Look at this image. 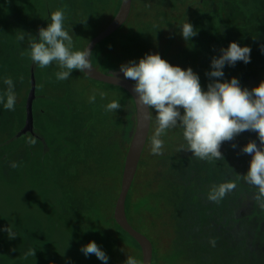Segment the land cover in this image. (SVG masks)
I'll list each match as a JSON object with an SVG mask.
<instances>
[{
	"label": "rangeland",
	"instance_id": "obj_1",
	"mask_svg": "<svg viewBox=\"0 0 264 264\" xmlns=\"http://www.w3.org/2000/svg\"><path fill=\"white\" fill-rule=\"evenodd\" d=\"M208 1L214 3L213 0ZM243 2L250 6L251 0H243ZM255 2L264 5V0H255ZM0 16H2L0 46L4 45V39H9L17 60L20 56L19 52L26 51V35L24 34V40L19 39L20 31L26 30V0H0ZM213 17L216 20L215 16ZM45 23L46 21L41 20L39 25L43 26ZM228 31L231 32L232 29H227ZM233 37L236 39L235 36ZM262 37V40L259 38V46L264 47V35ZM229 43L221 42L215 49L217 53L214 57H218L220 50L227 48ZM87 45L88 43L84 48ZM249 47L251 54L255 53L253 45ZM253 56L251 55V62L246 65L237 62L234 67L225 66L223 69L225 79L236 77L241 86L249 90L257 87L261 81H264V62L260 57ZM212 58L211 56L210 59ZM186 59H190V53L186 54ZM2 61L0 60V64ZM31 65L32 71L36 72V64L32 62ZM208 68H194L195 73L203 77L200 83L204 90L211 83L210 78L205 75L211 70L210 67ZM119 91L124 96H128L126 91L122 89ZM93 117L101 118L98 114ZM38 123L36 121V124ZM156 128L153 112L151 137L143 153L130 199L132 223L134 228L151 242L153 264H264V207L261 206L264 200L257 199L259 190L244 179L243 174L248 170L251 157L240 154V149L249 141H256L259 145L258 135L252 131L243 132L232 141L221 145V158L201 160L186 150L181 129L178 127L168 130L161 137L163 147L160 154L154 155L151 141ZM35 133L36 137H33L43 144L37 126ZM57 134L60 145L68 146V143H72L68 131L59 130ZM27 140L28 138H26L28 143ZM232 144L238 147L233 149ZM25 152L26 163L29 162L25 164V169L21 167L23 171H20L19 176L17 177L15 171H12L9 176L10 181L7 183L0 177V229L11 225L15 234L14 239H9L6 232L0 231V258L14 261V264H77L78 260H81L80 254L77 253L78 250L71 248L69 242L71 237L66 235L64 229L66 221L56 213L63 206L59 204L56 196L55 168L48 164L50 156L47 158L43 151L33 149L22 150L19 156H24ZM18 159L21 160L22 157ZM39 163H41L39 176L40 174L43 176L44 173L52 175L49 179L45 178L46 181L37 176ZM81 174L85 175V172ZM89 177L88 175L83 179L84 182ZM2 182L7 184L8 188L1 187ZM121 182L120 186L119 183L116 184L118 190L114 194L110 193L108 197L105 196L104 199L107 197V201L113 203L116 198L117 202ZM226 183H232L235 187L219 202L211 201L210 193ZM111 184L112 180L110 189ZM81 186H83L82 181L80 183L78 181L71 188V191L75 189L80 198L83 194ZM102 202V198L97 199L96 195L92 197V206L86 217L84 216L87 219H84L86 224H95L99 207L104 206ZM116 202L114 208L106 210L109 216L102 218L104 223L106 219L111 220V224L112 220L115 221ZM71 219L74 222L80 220L76 214H73ZM78 226L79 223L76 227ZM103 230L106 232V237L110 236L111 240L116 238L115 230L110 232L107 226ZM59 232L63 233L59 234ZM50 241L51 244L45 247ZM126 241L127 244L119 242L116 259L119 258L124 264L127 255H130L136 258L138 264H143L140 245L133 238H127ZM56 244H63L62 247L65 248H62V253H58L53 259L50 256L49 262L46 263L45 255L57 252ZM84 245L86 244H82L81 247ZM30 250L35 251V256H26ZM89 256L93 257V254ZM3 262L0 260V264Z\"/></svg>",
	"mask_w": 264,
	"mask_h": 264
},
{
	"label": "crops",
	"instance_id": "obj_2",
	"mask_svg": "<svg viewBox=\"0 0 264 264\" xmlns=\"http://www.w3.org/2000/svg\"><path fill=\"white\" fill-rule=\"evenodd\" d=\"M118 1L107 0L106 3H101L102 0H79L78 7L71 11L72 16L79 18L84 15L85 21L89 17V11H92L96 18L98 16V25L89 30L91 23L84 25L86 28H77L72 20H65L66 28L70 34L71 32L73 34L76 50H84V44L92 41L111 23L115 18L113 16ZM83 2H87L85 7H83ZM217 2L211 3L208 0H132V9L127 23L118 33L116 32V35H112V38H108V41L105 40L103 45L96 47L93 51V66L102 73L109 75L114 73L117 77L123 78V74L119 71L120 66L129 61H138L145 54L159 53L162 59L180 67H185L184 62L180 60L175 62L178 57L174 55H176V50H180L179 48L182 46L189 53L199 52L201 56L205 57L206 26L204 27V23H206L207 17L212 18V11H217V6L218 13L222 14L221 5ZM30 6L31 4L26 5V30L24 31L26 51L19 52L20 56L16 60L15 51L9 39H4V45L0 46V60H3L0 64V96H5L7 92V85L3 81L9 77L14 82L16 95L13 111L5 110L0 105V177L6 183L10 181L9 176L12 171H15L18 177L22 168L29 162L26 163V152L24 156H19L22 150L43 151L39 141L29 135L18 137L26 124V105L32 84V61L28 56L30 36L38 37V30L41 28L32 27L40 19V16L34 18V24L31 23L28 18ZM176 7L177 10H174ZM210 8L213 10L208 12ZM164 11L169 17L167 22L163 19L162 12ZM186 21L193 25L198 34L191 41H179L178 39H182L181 26ZM169 31L173 34L177 33L176 38L171 39L165 35ZM171 40L176 41L174 46ZM166 41H171L169 47L164 45ZM146 44L149 46L145 47ZM168 48L170 49L169 55ZM42 71H44V77L41 79H37L36 72H34L37 96L33 104L34 126L39 127L40 136L47 138L50 146L55 147L51 155L55 164L56 196L61 204L68 198L67 194L70 191L68 188L75 184L73 177L78 179L80 175L72 173L73 167L86 166L88 162H97L99 165L103 164L108 168L116 169L115 176L119 177L121 169L124 170L129 146L135 133L136 109L132 97L130 99L128 96H124L116 87L115 89H106L95 85L83 72L73 70L72 74L75 73L76 80L71 74L67 80L59 81L56 79L55 73L60 69L55 64L43 68ZM92 95L96 97L94 103L89 102V97ZM46 98L54 102L47 101ZM64 99H66V103H58ZM114 100L120 102L121 108L116 111H106L105 106ZM96 114L101 118H94L93 116ZM36 121L39 123L36 124ZM59 130L68 131L72 141V143H68L71 147V154L66 158V161L64 159L60 161L63 157L62 148L66 145L62 146L57 142L58 134L56 132ZM26 138L29 140L28 143ZM13 141L16 142V145L15 142L12 143ZM18 157H22V159L19 160ZM23 159L25 161H22ZM40 164L37 176L46 181L41 174L39 176ZM85 177L83 175V179H86ZM45 196L47 197V195ZM53 209L51 210L54 212ZM56 213L62 219H70L73 214L77 215L78 211L76 208L63 206Z\"/></svg>",
	"mask_w": 264,
	"mask_h": 264
},
{
	"label": "clouds",
	"instance_id": "obj_3",
	"mask_svg": "<svg viewBox=\"0 0 264 264\" xmlns=\"http://www.w3.org/2000/svg\"><path fill=\"white\" fill-rule=\"evenodd\" d=\"M20 32L19 39L24 40V32ZM197 34L191 23L186 21L181 26L180 35L185 41ZM30 37V60L42 69L55 64L60 69L55 73L57 80H67L73 70H90L92 53L88 46L85 50L75 49L73 34L65 26L63 10L51 12L50 22L39 28L38 37ZM261 53L264 54V47ZM250 54V47H241L237 42H230L227 48H222L220 55L212 58L211 70L205 73L211 80L206 90L202 89L200 77L192 68L174 66L159 53L145 54L138 61L122 64L119 71L124 79L134 82L132 91L139 104L146 106L151 114L155 113L157 128L151 141L154 155L160 154L163 147L161 137L177 127L181 129L186 150L201 160L221 158L220 148L224 142L232 141L246 131L255 132L259 145L256 141H249L240 149V154L251 157L244 179L259 190L257 199L264 200V81L249 90L242 87L236 77L225 79L223 71L225 66L234 67L237 62L250 63ZM113 75L116 78V74ZM3 82L7 85V92L0 96V105L13 111L16 103L14 82L10 77ZM95 99L92 95L89 102L94 103ZM120 108L118 100L105 106L106 111ZM237 147L232 144L233 149ZM234 187L232 183L222 184L210 193L209 199L219 202ZM0 231L6 232L9 239L15 238L11 225ZM79 251L85 258L94 254L102 264H108V255L95 241L88 242ZM27 255L35 256V251L30 250ZM124 264L138 262L135 257L127 255Z\"/></svg>",
	"mask_w": 264,
	"mask_h": 264
},
{
	"label": "trees",
	"instance_id": "obj_4",
	"mask_svg": "<svg viewBox=\"0 0 264 264\" xmlns=\"http://www.w3.org/2000/svg\"><path fill=\"white\" fill-rule=\"evenodd\" d=\"M31 1V3H30ZM38 1V2H37ZM215 1V0H214ZM78 2L79 0H26V5L28 6V4H31L30 6V11H29V15L28 18L30 20L31 23L34 24V18H37V16H40V19L37 20L35 22L34 25H32L33 28H39V27H46L47 23L49 22V15L51 12L56 11L57 9L63 10L65 13V20H72L73 23L76 24L77 28L80 27H85L84 25H86L87 23H91V26H89V30L97 27L98 25V16L97 18L92 14V11H89V17L87 19H85L84 21V15L79 17V18H74L72 16V9L78 7ZM107 0H102L101 3H106ZM87 2H83V7H85ZM89 3V1H88ZM122 4V0H119L117 3V8L115 10V14L113 17H115L117 15V13L120 10ZM218 4L221 5V10H222V14H219L216 11H212V9H208V12L212 11L213 16H215L216 20H214L213 16L212 18L207 17L206 23H204V27L206 29V41H205V47H204V52H205V57L201 56L199 52L197 53H190V59H186V54L189 53L188 51H185L186 49H183L182 47H180V50H176L174 56H177L178 58L180 56H182L180 59L176 58V61H183L185 67H181L182 69H187V68H192L193 71L195 72L194 68H204V69H209L208 67H210V63H211V56L214 57V55L217 53L216 47L221 44V42H236L241 46H252L254 47L255 53L250 54L252 55V57H254L253 55H256L257 57H260V59L264 62V54L261 53V48L262 46H259V41L262 40V36L264 35V5H260L257 2H255V0H251L250 6L248 4L245 5V3L243 2V0H218ZM174 10H177V7L174 8ZM207 11V10H206ZM167 13L166 11L162 12L163 15V19L165 22H167ZM221 15V16H220ZM46 16V18L43 19V17ZM2 16H0V20H1ZM222 19H224L225 21H223ZM43 20L46 21L45 24H43V26H40V21ZM169 21V20H168ZM42 23V22H41ZM93 24V25H92ZM173 27V26H170ZM86 28V27H85ZM227 29H232V31H228ZM119 32V31H118ZM117 32V33H118ZM117 33H115L114 35H116ZM113 35V36H114ZM168 35L171 39L176 38L177 33L173 34L171 31L168 32ZM112 36V37H113ZM235 36L236 39L233 37ZM110 37V38H112ZM262 37V38H261ZM109 38V39H110ZM167 38V36H166ZM260 38V40H259ZM179 41L184 40L182 39H178ZM108 41V40H106ZM106 41L102 42L101 44H99L97 47L103 45ZM173 43V46L175 45L176 41L171 40ZM171 41H166L164 42V45L166 47H169V44L171 43ZM174 41V42H173ZM191 41V40H190ZM187 42V41H185ZM198 42V41H196ZM195 42V43H196ZM89 43V42H87ZM85 43L84 46L87 44ZM149 46L148 44L145 45ZM172 46V47H173ZM198 46V44H197ZM169 49V48H168ZM171 49V47H170ZM170 49L167 51L168 55L170 52ZM258 50V52H257ZM166 52V53H167ZM32 63V62H31ZM175 64V63H174ZM30 67V66H29ZM36 78L37 79H41L42 77H44V71H42V69L36 65ZM74 80L77 79L75 73L72 74ZM203 77H200V79ZM92 83H94L95 85H98L100 87L106 88V89H115V87L106 85V84H102V83H97L94 82L92 80H90ZM117 89H121V88H117ZM123 90V89H122ZM124 91V90H123ZM127 93V92H126ZM128 97L131 99V96L127 93ZM47 101L50 102H54L53 100L46 98ZM59 104H64L66 103V99L59 101ZM57 134V132H56ZM29 137L34 138L33 136L29 135ZM53 138L55 136H52ZM52 137L51 140H52ZM150 137H151V133H150ZM40 138H42L43 140V144L41 143V141L37 140L34 138V140L39 141L40 144H42V148H43V152L46 154V157L48 158V156H50L48 158V164L52 165L53 167H55L54 164V160L52 159V155L51 153L55 150V147H51L47 138L40 136ZM150 139V138H149ZM57 142H58V138H57ZM63 146V145H62ZM63 157H61V160L66 161V158L71 154V147L68 146H64L63 148ZM85 163V162H84ZM25 169V167H24ZM54 169V168H52ZM123 169V168H122ZM121 169L120 171V175L119 177L116 178L115 173H116V169L114 168H108L106 167V165L103 164H98L97 162H88L86 163V166H77V167H73L71 169L73 174H80L77 178L73 179L75 180V184L80 183V181H82L83 186V194H81V198L78 196L79 194L75 191V189L73 191H71V188L74 187V185L72 187H69L68 190L69 193L67 194V199H65L66 201H62V206H66V208H76V210L78 211L77 213V217L80 218L79 222H74L73 219H65L66 224H65V230H66V235H68L69 237H71V239H69L71 242V248L73 250H78L77 253L80 254V258L81 260H78L77 264H102V262L100 260H98L95 255L93 254V257H88L85 258V256L79 251V249L81 248L82 244H87L90 241H95L97 243L98 246H100L102 248L103 251H105V253L107 255H109V260H108V264H122V260H120L119 258H117V252L119 250V242H121L122 244H127L126 240L127 238L132 239L127 233H125L117 224L115 221L112 220V224L110 223V221H108V219H106L105 223L103 222L102 218L108 217V213L107 211H109V208H114V203L116 202V198L114 200V202L112 203V201H107V197L110 195V193L114 194L118 189L116 188V184H118V186H120V182H121V177H122V173L123 170ZM23 171V169H22ZM82 172H85L84 177L87 175H89L90 177L86 180V182H84L83 180V175L81 174ZM50 174L46 175L44 173L43 177L49 179L50 178ZM86 178V177H85ZM136 179L137 176L135 178V181L133 183V186L129 192L128 198H127V202H126V215L127 218L130 222L131 225H133L132 227L134 228V224L133 222V217H132V213H131V204H130V199L132 196V192L136 183ZM112 180V186L111 189L109 188L110 182ZM6 183V182H5ZM5 183H1V187H5L8 188V185ZM120 190V187H118ZM97 197V199H103L102 204L104 205L102 208L99 207V213H98V217L97 220L95 221V224H86L85 220H87L85 217L86 213L88 212V210L90 209V207L92 206V197L95 196ZM107 196L105 199L104 197ZM64 200V199H63ZM107 201V202H106ZM106 202V203H105ZM57 204V203H56ZM107 210V211H106ZM85 216V217H84ZM85 219V220H84ZM77 223H79V226L76 227ZM109 229L110 228V232H113L114 230L117 232V235L115 234L114 237H116L115 239L111 240L112 238L106 237V232H104V227H106ZM135 229V228H134ZM68 231V232H67ZM114 231V232H115ZM63 232H59V234H62ZM107 238V239H106ZM86 242V243H85ZM51 244V241L48 242L46 245ZM63 245V244H62ZM62 245L60 244H56L55 245V249L57 252H52V253H48L46 256V260L45 262L48 263L50 258L52 257V259L54 258V256H57L58 253H62ZM64 246V245H63ZM51 256V257H50ZM84 256V257H82ZM1 261H4L3 264L8 263V264H14V261L11 260H5L3 258H0ZM56 261V259H54ZM153 264V262H152Z\"/></svg>",
	"mask_w": 264,
	"mask_h": 264
},
{
	"label": "water",
	"instance_id": "obj_5",
	"mask_svg": "<svg viewBox=\"0 0 264 264\" xmlns=\"http://www.w3.org/2000/svg\"><path fill=\"white\" fill-rule=\"evenodd\" d=\"M132 9V0H122V4L119 12L111 23L104 29L102 33L96 36L92 41L88 43V47L93 54L95 48L118 32L128 21ZM85 47V49L87 48ZM84 49V50H85ZM91 54V68L83 72L84 75L97 83L106 84L112 87L121 88L126 91L133 99L136 109V129L133 139L130 143V147L127 153L125 166L122 175L121 191L116 202L114 210V220L116 224L131 238H133L141 247L143 255V264H152L153 262V246L146 236L138 232L130 224L126 215V202L129 192L133 186L135 178L138 173V169L143 157V153L147 146L151 128H152V114L150 110L138 102V97L132 91L133 82L121 77L115 78L113 75L104 74L98 71L92 64ZM32 84L31 92L26 105V124L22 132L18 135H31L36 137L34 116H33V104L37 98L36 96V80L34 72L32 71ZM42 140V139H41Z\"/></svg>",
	"mask_w": 264,
	"mask_h": 264
}]
</instances>
